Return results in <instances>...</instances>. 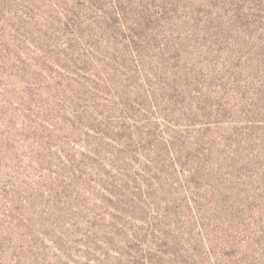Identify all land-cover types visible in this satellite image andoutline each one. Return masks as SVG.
Masks as SVG:
<instances>
[{"label":"rangeland","instance_id":"1","mask_svg":"<svg viewBox=\"0 0 264 264\" xmlns=\"http://www.w3.org/2000/svg\"><path fill=\"white\" fill-rule=\"evenodd\" d=\"M0 264H264V0H0Z\"/></svg>","mask_w":264,"mask_h":264}]
</instances>
